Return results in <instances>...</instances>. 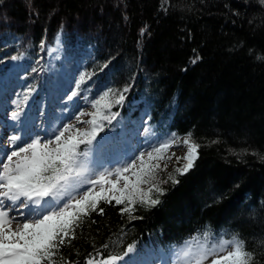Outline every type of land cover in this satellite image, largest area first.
Here are the masks:
<instances>
[{
    "label": "trees",
    "instance_id": "obj_1",
    "mask_svg": "<svg viewBox=\"0 0 264 264\" xmlns=\"http://www.w3.org/2000/svg\"><path fill=\"white\" fill-rule=\"evenodd\" d=\"M57 33L87 74V95L130 85L121 104L102 109L117 113L102 128L145 120L158 136L175 133L199 147L186 172L158 171L166 191L153 190L156 205L137 198L122 213L126 205L101 197L104 211L81 215L55 264H86L89 255L119 256L129 244L173 243L205 228L237 233L256 252L251 264H264V2L0 0V75L22 55L38 98L45 46Z\"/></svg>",
    "mask_w": 264,
    "mask_h": 264
},
{
    "label": "snow or ice",
    "instance_id": "obj_2",
    "mask_svg": "<svg viewBox=\"0 0 264 264\" xmlns=\"http://www.w3.org/2000/svg\"><path fill=\"white\" fill-rule=\"evenodd\" d=\"M86 79L87 74L81 73L80 79L76 80L77 87L66 98L71 100V97H78L80 86ZM128 87L130 85L125 84L117 92L106 88L95 99L86 95L85 100L95 110L86 111L81 108L76 113L75 123L57 128L49 138L42 140L39 135L30 132L26 135L20 131L9 140L15 147L0 149V264H55V250L65 243H71L67 238L75 237L74 226L81 215L92 210L104 211L98 208L101 197L108 202L115 200L116 204L126 205L119 209L122 213L134 211L133 204L137 198L148 207L159 202L160 196H153V190L163 194L166 189L156 182V169L161 165L151 161L162 158L163 152L175 143V133L157 139L147 153L140 152L136 159L118 161L113 169L103 167L109 161L102 158L105 145L96 139V134L101 128L100 121H111L117 113L109 111L101 115V111L111 110L113 104H121ZM24 91L31 94L34 89L29 87ZM27 99V95L17 97V107L11 113L14 120L21 121L24 109L20 105ZM81 121L88 127H78ZM94 141L95 148L92 147ZM183 143L189 147L184 156L186 163L178 169L180 172H186L193 166L198 154L196 149L199 147L187 137ZM81 145H84L83 150ZM154 153L157 155L154 156ZM113 173L116 179H110ZM120 179L124 181L122 186H118ZM173 182H178L175 177ZM142 184H148L149 187L144 189ZM84 185L89 187L85 189ZM97 185L99 190H96ZM17 218L19 220L14 228L13 223ZM196 237H199V242L192 243ZM257 242L264 244V234ZM229 247L231 250L226 251ZM177 251L178 255L172 259L171 264H203L209 257H213L210 264H251L256 257V252L248 249L246 241L237 233L233 232L230 238H225L224 235L213 233L210 228L190 235L184 246ZM219 252L225 254L218 255ZM127 253H133V245L129 244L119 256H102L96 260L89 255L86 261L87 264H113ZM160 260L161 264H169L163 257ZM69 264L76 262L69 260ZM121 264H149V261L127 258Z\"/></svg>",
    "mask_w": 264,
    "mask_h": 264
},
{
    "label": "rangeland",
    "instance_id": "obj_3",
    "mask_svg": "<svg viewBox=\"0 0 264 264\" xmlns=\"http://www.w3.org/2000/svg\"><path fill=\"white\" fill-rule=\"evenodd\" d=\"M45 51H46V54H45L42 65H43V69L46 71L47 75L50 76L51 81L53 83V87L50 90V93H53L56 99H58V103H59V105L57 106V108L59 109L58 111H60V113H62L63 115L66 113V111H69L68 118L71 120V122L69 123H75L76 113L79 112L81 108H84L86 111L95 110L93 106H90V105L85 106L84 103H81L80 101L78 102L79 105L77 106L75 105L72 106L71 103L67 104L68 100L66 97L71 96V92L74 89V85H76V80L80 79V75H78L80 66L78 62L75 61L74 58L70 54L66 55L64 53V49L61 46V42L57 38V36L55 37L52 43L46 44ZM19 57L21 58L22 56L20 55ZM20 58L8 59L7 63L9 62V67L5 75H3L0 78V91H2L5 88V86L7 85L8 82H10V79H12V77H16V79H20L22 77V73L19 71ZM10 98H11V95H8L6 97L5 100L7 102L6 104L7 106L4 111V115L0 117V134H1L0 143L2 142L3 143L2 145L5 147L9 146L10 148H13L15 147V145H12L9 143L10 138L14 134V132L10 129L9 120L12 118L11 113L16 109L17 104L15 102L10 101ZM25 105H26L25 103H22L20 106L23 109H25ZM67 108H69V110ZM84 119L87 120L88 117L85 116ZM12 121L16 122V120H14L13 118H12ZM77 126L81 128L88 127V125L84 123L83 121H81ZM24 130H25L24 127L20 129V131H24ZM24 134L27 135L28 133L25 132ZM94 143L95 141L93 142V145H92L93 148L96 147ZM153 145L155 144L146 145V146L144 145L143 147L141 146V148L138 149L136 156L135 157L133 156L134 159H136L139 156L140 152L147 153V151H149ZM188 147L189 145H185L183 143V140L182 142L175 140V143L170 148L166 149L163 152L162 158L151 161V163H159L161 165V167L156 169V174L158 173L159 170L165 171L166 173H168L169 171H173V170L180 172L178 171V169L183 167V165L186 163L184 156L188 151ZM155 155L157 154L154 153V156ZM178 157L179 159H177ZM130 159L132 158H129V160ZM139 163L140 161L137 160V164ZM164 165H166V167H164ZM103 167L108 168V169L115 168V166L110 165V163L104 164ZM116 178L117 177L115 173H113V175L110 177V179H116ZM90 179H95V177H90ZM132 179H135V178L132 177ZM123 184H124L123 179H120L118 186H122ZM84 187L86 189L87 187H89V185H84ZM141 187L144 189H147L149 185L142 184ZM96 190H99V185H97ZM13 215H15V213H13ZM18 220L19 218H17V221L13 223L14 228L17 226ZM183 246L179 248H182ZM230 250H231V247L226 249V251H230ZM224 254L225 252L218 253V255H224ZM176 255H178V251L175 252L174 258ZM212 258L213 257H209L208 260H205L203 262V264H210V260ZM149 262L150 264H152L153 260ZM155 264H161V260L158 259V261L155 262Z\"/></svg>",
    "mask_w": 264,
    "mask_h": 264
},
{
    "label": "bare ground",
    "instance_id": "obj_4",
    "mask_svg": "<svg viewBox=\"0 0 264 264\" xmlns=\"http://www.w3.org/2000/svg\"><path fill=\"white\" fill-rule=\"evenodd\" d=\"M59 39V37H57ZM123 59V58H122ZM151 235L153 234V232L151 230H147Z\"/></svg>",
    "mask_w": 264,
    "mask_h": 264
}]
</instances>
